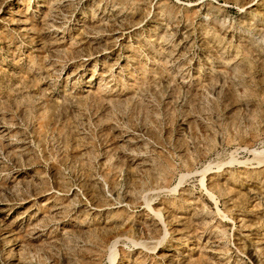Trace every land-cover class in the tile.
Returning <instances> with one entry per match:
<instances>
[{
	"label": "rangeland",
	"instance_id": "rangeland-1",
	"mask_svg": "<svg viewBox=\"0 0 264 264\" xmlns=\"http://www.w3.org/2000/svg\"><path fill=\"white\" fill-rule=\"evenodd\" d=\"M260 2L0 0V264H264Z\"/></svg>",
	"mask_w": 264,
	"mask_h": 264
},
{
	"label": "bare ground",
	"instance_id": "bare-ground-1",
	"mask_svg": "<svg viewBox=\"0 0 264 264\" xmlns=\"http://www.w3.org/2000/svg\"><path fill=\"white\" fill-rule=\"evenodd\" d=\"M259 5H264V0H261V2L259 3ZM167 15L168 16H170V13L168 12L167 13ZM161 37V36H160ZM165 37V36H164ZM163 37V38H164ZM215 40H218V37L216 36L215 37ZM94 71V70H93ZM254 160H253V162H249L248 160V162L249 163H247V161H245V162H242V163H244L245 165L246 164H251L250 165V167L251 166H253V165H256V166H253V167H251V168H257V167H261V166H263L264 165V152H262V151H259V152H256V151H254ZM258 155V156H257ZM232 162L234 161V160H231ZM241 162V161H240ZM252 163H253V165H252ZM261 173V172H260ZM254 174V173H253ZM184 175H181V177H180V180H181V178H184L183 177ZM256 176H258V173L256 174ZM255 176V177H256ZM257 178V177H256ZM202 179H203V177H202ZM202 179H200L201 180V184H203L204 183V180H203V182H202ZM210 193V192H209ZM208 193V194H209ZM211 197H213L211 194H209ZM146 206H147V208L149 209V211H151L152 212V215L154 216V219H156V220H159L161 223H163V225L165 224V222H164V219H163V217H162V214H161V212H160V210H158V209H153L152 207H151V205H150V202L149 201H147L146 200ZM220 212V211H219ZM164 230H165V232H164V234H163V236H162V238H161V240H159L158 242H157V244L156 245H159L160 243H161V241L166 237V235L168 234V232H167V230L165 229V225H164ZM133 241H135V240H133ZM136 246L137 245H140L141 247H143V248H145V249H154L155 250V246H147V245H144L141 241H138V242H136V243H134ZM140 247V248H141ZM113 252V251H112ZM109 258L111 259L110 260V262L112 261V258H114L113 256H112V253L110 254V256H109ZM113 262V261H112ZM111 264V263H110ZM113 264V263H112Z\"/></svg>",
	"mask_w": 264,
	"mask_h": 264
}]
</instances>
